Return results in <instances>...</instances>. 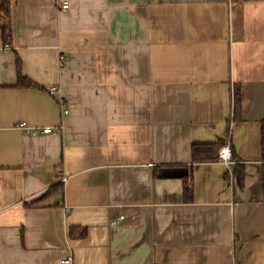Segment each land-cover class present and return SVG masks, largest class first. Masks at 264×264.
<instances>
[{"label":"crops","instance_id":"0c3cea01","mask_svg":"<svg viewBox=\"0 0 264 264\" xmlns=\"http://www.w3.org/2000/svg\"><path fill=\"white\" fill-rule=\"evenodd\" d=\"M9 24L0 264H264V0H14Z\"/></svg>","mask_w":264,"mask_h":264},{"label":"trees","instance_id":"16d2710c","mask_svg":"<svg viewBox=\"0 0 264 264\" xmlns=\"http://www.w3.org/2000/svg\"><path fill=\"white\" fill-rule=\"evenodd\" d=\"M14 0H0V31L2 41L6 44L11 35L10 29V7ZM16 73H17V87H32L34 84L31 83L26 77H24L20 72L19 60L16 61ZM215 146L212 145H194L192 147V160L194 162H206L213 161L216 159ZM264 149V147H263ZM171 168H166L164 172H168ZM164 174L163 170H161ZM61 187H54L46 191L44 195L50 194L53 190H60Z\"/></svg>","mask_w":264,"mask_h":264},{"label":"built area","instance_id":"2783aa9c","mask_svg":"<svg viewBox=\"0 0 264 264\" xmlns=\"http://www.w3.org/2000/svg\"><path fill=\"white\" fill-rule=\"evenodd\" d=\"M61 9L63 10H66L68 8V4L67 3H63L61 6H60ZM65 60V57L63 55H60V62H64ZM59 91V88L58 87H50L48 89V92L50 94L52 93H55V92H58ZM60 103H62V101H60ZM62 105V104H61ZM64 113H66L67 111L64 110L63 111ZM18 128L19 129H24L27 133H32V134H37V133H43V134H50V133H55L56 130L55 129H52L51 127H28L25 123H20L18 125ZM229 149L227 147H223L219 150V158L225 162V163H231L232 161L230 160V153H229ZM66 176L62 177L61 178V182L62 181H65L66 180ZM122 217H118V218H115V219H111L110 220V225H115L118 223L119 220H121ZM72 263V256H67L65 257L64 259H62L60 261V264H71Z\"/></svg>","mask_w":264,"mask_h":264},{"label":"water","instance_id":"95a60500","mask_svg":"<svg viewBox=\"0 0 264 264\" xmlns=\"http://www.w3.org/2000/svg\"><path fill=\"white\" fill-rule=\"evenodd\" d=\"M179 174V173H178Z\"/></svg>","mask_w":264,"mask_h":264}]
</instances>
